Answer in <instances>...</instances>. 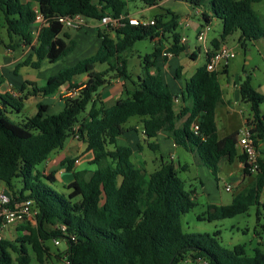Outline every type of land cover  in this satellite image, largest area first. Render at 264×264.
Returning a JSON list of instances; mask_svg holds the SVG:
<instances>
[{"label":"trees","instance_id":"obj_1","mask_svg":"<svg viewBox=\"0 0 264 264\" xmlns=\"http://www.w3.org/2000/svg\"><path fill=\"white\" fill-rule=\"evenodd\" d=\"M35 1L48 21L38 36L35 35L37 8L31 2L0 0V11L5 14L12 41L16 37L32 49L17 69L39 70L44 61L55 64L75 51L77 43L64 32L61 17L81 15L100 22L106 15L128 14L123 0ZM158 1L163 0H146L151 5ZM178 1L194 9L205 8L204 25H210L213 19L222 21L220 39L212 41L214 50L236 32H240L239 43L243 48L264 39V23L253 9V4L264 0ZM166 12L157 14L156 24L151 27L127 25L115 33L99 30L101 42L94 55L62 68L44 86L25 81L19 89L23 96L0 93V182L12 198L11 206L31 201L38 210L37 227H24L15 240L0 239V264H29V250L43 264L49 253L45 243L53 237L63 239L67 245L66 264H184L188 259L205 264H264V243L250 256L244 245L227 249L209 234L185 233L182 217L197 205L196 191L179 177V172L188 168L174 161L166 162L161 156V165L148 175L134 163V150L125 142L126 125L137 117L141 118L147 147L151 150L159 151L158 136L164 132L214 175L224 159L230 164L241 163L244 179L254 177L252 182L234 196L230 205H209L208 219L233 218L255 206L260 215L259 208L264 206V115L261 112L264 96L253 87L251 77L247 76L239 91L241 100L252 111L247 122L254 126L252 134L259 152L256 172L237 145L238 132L219 135L216 115L223 104L219 77L229 75V66L209 72L206 63L179 94L171 91L161 69L156 67L165 46L163 42L145 57L143 75L134 78L128 69V54L137 42L145 39L153 41L170 35L168 51L177 57L185 52L178 31L179 16L170 10ZM97 65L107 68L97 71ZM152 68H156L154 72ZM77 76L88 79L78 84ZM117 77L124 80L126 97L109 105L102 100L100 91ZM65 86L75 94L63 98L64 106L58 114H49L48 105L42 102L37 105V113L22 122L13 121L6 112L9 107L21 113L30 96L50 98ZM177 98L181 99L178 108ZM195 125L199 127L197 132ZM71 138L87 144V152L93 156L89 165L95 170H75L77 160H64L61 167L66 166L72 181L66 184L67 194L58 193L51 184L56 182L59 171L44 175L37 167L62 150ZM256 235L264 239V226ZM215 236H220V232Z\"/></svg>","mask_w":264,"mask_h":264},{"label":"rangeland","instance_id":"obj_2","mask_svg":"<svg viewBox=\"0 0 264 264\" xmlns=\"http://www.w3.org/2000/svg\"><path fill=\"white\" fill-rule=\"evenodd\" d=\"M28 1V0H23ZM34 7H37L35 0H29ZM128 6V12L135 17H145L148 19L153 18L156 14L161 12L160 9L148 10V5L144 0H123ZM174 9H177L176 6ZM253 9L261 17L264 23V1L253 4ZM181 13V12H180ZM200 18L195 17L189 23L191 27H187L184 23L178 30L180 34L186 35L189 40L196 44V27ZM223 30V23L221 20L214 19L211 24V31L208 35V40L213 38H220ZM240 32H236L229 36L225 42V47L232 48L236 52V58L230 62L229 75L223 74L219 77V82L223 90V104L217 109V122L219 127L220 137L231 132H238L239 136L242 135L246 122L252 118V111L249 104L243 102L240 96V85L246 80L247 76L252 79L253 87L264 96V39H260L249 43L246 48H243L239 43ZM7 48L8 46H11ZM155 42L150 39H145L136 43L133 51L128 54V69L133 74L134 78H137L144 74V59L147 55H150L155 50ZM11 51V53H10ZM78 51L72 53V58H78ZM32 53V49L29 46H24L21 41L14 37L13 41L8 33L5 14L0 11V91L3 92L4 83L7 82V87L12 85L15 87V83L20 82L23 78L29 75L30 77H36L40 73V84L45 83L44 77L47 75H54L58 73L60 69L67 65H61L59 62L55 64L45 63L40 70L32 68H19L23 56L25 59ZM71 58V57H70ZM198 65L204 63V58H200ZM68 60L67 63L70 64ZM77 61V60H76ZM191 64H194L191 62ZM67 67V66H66ZM107 68V65H97V71H102ZM166 76V74H165ZM82 76H77L76 79L80 80ZM166 83L170 84L173 89L172 81L168 77H165ZM176 83V82H175ZM13 88H11L12 90ZM10 90V91H11ZM39 100H32L26 102V109L24 112L16 113L12 108H9V117L15 122H22L24 119L35 115L37 112V103ZM45 104H48L49 114L55 115L59 113V109L54 108L51 100L48 98L43 100ZM224 101L227 103H224ZM229 103V104H228ZM261 112L264 115V103L261 105ZM70 140H67L66 144ZM145 160L147 159L146 166L148 167L146 172L153 173L158 169L161 156L160 151H154L145 147ZM174 162L181 163L182 165H188L186 171L179 172V177L183 179L188 187L196 191L197 200L196 207L189 213L183 215V231L187 234H209L215 237L220 244L227 248L233 249L235 246L244 245L247 250V254L254 255L255 249L264 243V239H260L256 235V231H261L264 226V206L260 207V215L258 216V207H251L247 213L238 215L229 219L209 221L208 219V207L209 205H230L234 196L246 188L252 182L254 177H243V165L239 167V163L235 162L230 164L227 160H222L220 163V170L217 175H214L210 169L205 166L198 165L194 156L191 153L186 152L183 148L177 147L173 152ZM82 156L75 159L76 164L81 160ZM66 159V160H67ZM152 159L158 160V165H154L156 162H151ZM166 159V158H165ZM167 159H169L167 157ZM94 169V166H88L85 161L81 164L79 169ZM38 171L43 172L45 169V163L37 167ZM63 177H66L63 179ZM72 180V174L68 171L62 176L60 172L56 173V182L51 184L52 188L58 193L67 194L69 190L66 188V183L63 180ZM3 183L0 182V189ZM227 186L232 187V191L226 190ZM264 204V197L262 199ZM37 214L38 210L33 207L32 213L23 222L12 224L5 229V238L15 240L21 229L24 227H37ZM51 228H49L50 230ZM217 232H220V236H215ZM59 242V243H58ZM49 253L43 264H66L65 256L67 255V245L63 239L51 238L45 243ZM261 247V246H260ZM31 261L29 264H40L37 261L36 255L32 250H29ZM13 257L16 259L17 255L14 253ZM14 264H17L14 262ZM184 264H205L203 261H193L188 259Z\"/></svg>","mask_w":264,"mask_h":264},{"label":"crops","instance_id":"obj_3","mask_svg":"<svg viewBox=\"0 0 264 264\" xmlns=\"http://www.w3.org/2000/svg\"><path fill=\"white\" fill-rule=\"evenodd\" d=\"M93 1L97 3L99 0H93ZM144 1L146 2V0H144ZM23 2H31V1L28 0V1H23ZM147 5L149 6L148 10L160 9L161 12L159 14H167L166 11L170 10L171 12L178 15L179 16V21H178L179 29L182 27V25L184 23L187 24L188 28L191 27V25H189L188 22H190L192 20V18L199 17L200 20H199V23H197V27H196V38H197V35H198L200 29L204 25V22L202 19V14H203V12H205V10H206L205 8L204 9H202V8L194 9L188 3L181 2L178 0H163V1L156 2L155 5H151L149 3H147ZM173 6H176L177 9H174L175 7H173ZM127 10H128V6L125 8V12L130 14ZM154 17L151 19H154ZM212 22L210 23V25L212 24ZM99 30H104V29L101 27V25L98 21L88 20L86 18H85V25L81 29H74V28H65L64 29V32L68 33L76 41L77 47H76L75 51H78L77 53L79 55L78 58H72V54H71L68 57H66L64 60H62L61 62L63 64H65V63L67 64V65H64V67L73 66L76 63H78L80 60L87 58L89 56H92L97 52V50L100 47V42H101L99 39V36H98ZM181 35H182L181 44L184 45L185 52L178 57L174 56L173 58H170V59L166 58L162 55L157 59V65H156L157 68L161 69L165 83H166L165 77H168L170 80L172 77V79L174 80V82L172 81V86L174 88V91L170 87L169 83H166V84L170 87L171 91L175 94L176 93L179 94L184 89L186 82L191 79V77L195 74L197 69L204 66L207 63L208 60H207V57H206L205 52H204L205 47H207V48L209 47V48L214 49V47L212 45V41L215 39H220V38L209 39L204 44H199L196 40V44H193L186 35H183V34H181ZM166 38H162V39L156 38L155 40H153L156 44L155 48L159 47L161 45V43L163 42L165 45L163 47V52L168 50V47L170 46V44L172 42V38H170V35H167ZM183 39H185V41H183ZM225 42H223L220 45V48L226 46ZM163 52H162V54H163ZM10 53H11V51H10ZM201 57L204 58V63L199 66L198 63L200 62ZM70 59H72V61H69L71 65H69V63H67V61ZM24 60H25V57L23 56V59L21 60V62ZM191 62H193L194 64H191ZM45 63H49V62L47 60L44 61L42 66ZM60 65H61V63H60ZM41 67L39 68V70L41 69ZM26 68L30 69V67H26ZM155 69L156 68H152L151 70L154 72ZM178 71L180 72L179 77L177 76ZM228 71L230 73L229 69H228ZM165 74H166V76H165ZM39 76H40V73H38V75H36V77H30L29 75H27V77L23 78L22 81L15 83V87H12V85H10V84L7 87V82H6L3 85V88L5 87V89H3V92L0 91V93L4 94L6 92H9V93H12L14 96H23L21 93H19V89L21 88L22 84L25 81H31V82L37 83L38 86L41 87V86H44L46 84V81L52 75H48V76L46 75L44 77V80H45L44 85L40 84ZM87 79H88L87 76H82V78L80 80L75 79V82L78 84H82V83H85L87 81ZM111 81H112V84L110 86L105 87L103 90L100 91V95L102 96V100L109 105L114 104L116 101H118L120 99H124L126 97V93H125V89H124V80L117 77V78L111 79ZM11 88H13V89L11 90ZM26 92H28V90ZM26 92H25V94H26ZM71 96H74L73 93L68 92V86H65L58 92V94H56L53 97H50L48 99L51 100L53 107L57 108V110L59 109V112H60L64 106L63 98L71 97ZM36 99L39 100L38 103L42 102L45 104V102L43 101L44 99H46L45 97H42L40 95L30 96L27 99V101H25L24 110L26 109V102L36 100ZM178 99H179V101L176 102L177 108L180 107V104H181V99L180 98H178ZM38 103H37V105H38ZM224 103H226V102L224 101ZM0 107H2L1 104H0ZM24 110H23V112H24ZM6 112L9 115V107L7 108ZM216 120H217V115H216ZM217 124H218V122H217ZM126 128L128 129V131L124 136L125 142L128 143L134 150L133 161L137 166H140L144 170H147V168H148L146 166L147 159L145 160V158H144L145 157L144 152L146 149L145 147H147V142H146L145 136L143 134V125H142L141 118H137V117L132 118L127 123ZM218 129H219V127H218ZM69 140L70 141L64 146V148L62 150H59V151H56L55 153H53V155L50 157V159L45 163V169L43 171L44 175H49L52 172L59 171L61 173V175L64 176L65 172L67 171L66 166L61 167V165H62V162L64 160H66L67 158H77L79 156H82L81 160L78 161L79 163L75 164V167H74L75 170L76 169L80 170L79 167H81V164L83 163V161H85L86 164L88 166H90L89 164H90V161L93 159V156L91 153L87 152V144H85L84 142L80 141L77 138H71ZM157 143H158L159 148H160L159 151L163 154L162 156L164 158H166L165 161L166 162L174 161V155H173L174 153L173 152L177 149V146L175 145L174 140L171 137H169V135L167 133L163 132L158 136ZM167 157L169 159H167ZM156 161H157V163L154 164L155 166L158 165V163H159L158 160L152 159V161H151L153 163ZM179 164H181V163L179 162ZM160 165H161V162H160L159 166ZM182 166L188 168V165H182ZM240 166H241V163H239V167ZM86 169H88V168H86ZM89 170L93 171V170H95V168L89 169ZM64 178H66V177H63V179ZM71 181L72 180H69V181L63 180L64 183L67 182L66 184H68ZM4 190H6V188L4 187V185H2L0 191H4Z\"/></svg>","mask_w":264,"mask_h":264},{"label":"built area","instance_id":"obj_4","mask_svg":"<svg viewBox=\"0 0 264 264\" xmlns=\"http://www.w3.org/2000/svg\"><path fill=\"white\" fill-rule=\"evenodd\" d=\"M36 13L35 35L38 36L40 32H42V29L48 26V21L43 17L38 8L36 9ZM59 21L65 28L81 29L85 25V17L81 15L61 17L59 18ZM99 23L104 30H110L115 33L116 31L122 30L127 25L134 27H151L156 24V20L145 17H135V15L131 14H120L118 17L106 15ZM210 31L211 25H203L197 35V42L199 44L207 42ZM183 41H185V39H183ZM204 52L208 60L207 70L209 72L222 70L223 68L229 66L230 62L236 58V52L232 48L228 47H222L218 50L205 47ZM162 55L169 59L175 56L168 50L164 51ZM73 94H75V92ZM178 101L179 99L177 98L175 102ZM246 123L247 124L244 126L242 135L238 138L237 145L246 154L247 163L252 166V171L256 172L259 169V152L254 143L252 134L254 126L248 122ZM198 130V125H195L194 131L197 132ZM226 190L230 192L232 191V187L227 186ZM11 202L12 198L6 190L0 191V239L5 238V229L7 226L23 222L32 213L33 203L31 201L15 204L14 206H11Z\"/></svg>","mask_w":264,"mask_h":264}]
</instances>
